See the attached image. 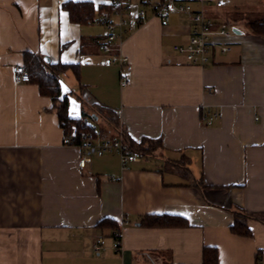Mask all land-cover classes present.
Masks as SVG:
<instances>
[{"label":"crops","instance_id":"0c3cea01","mask_svg":"<svg viewBox=\"0 0 264 264\" xmlns=\"http://www.w3.org/2000/svg\"><path fill=\"white\" fill-rule=\"evenodd\" d=\"M64 1L0 0V264H201L205 246L217 249L219 264H264V34L244 22L264 19V0L191 1L214 30L234 29L210 36L204 65L173 49L189 41L186 13L170 8L162 21L134 0L145 18L127 19L104 52L103 15L71 22ZM25 53L77 65L78 75H60L69 116L86 112L98 131L93 108L108 107L132 140L160 138L156 157L124 168L117 154L91 150L81 166L83 150L63 143L51 99L34 83L13 82ZM212 112L221 117L209 122ZM181 156L188 175L165 163ZM234 209L248 216L251 236L231 232ZM162 213L187 226H141L143 215ZM103 218L119 223L118 249L113 231L97 226Z\"/></svg>","mask_w":264,"mask_h":264},{"label":"trees","instance_id":"16d2710c","mask_svg":"<svg viewBox=\"0 0 264 264\" xmlns=\"http://www.w3.org/2000/svg\"><path fill=\"white\" fill-rule=\"evenodd\" d=\"M61 8L68 14L69 20L78 24H91L96 20V15L102 14L105 22L109 21V15L114 12L111 1L107 3L95 4L89 0H67L62 2ZM230 22V21H228ZM246 26L254 33L264 34V19L244 18ZM23 67L29 73V83L38 86L39 93L48 96L52 101L50 111L55 112L58 117L59 126L63 130L64 137L71 140L70 145L82 147L91 143L97 136L113 139L119 133V126L116 114L113 110L103 105L94 107V116L100 117L103 126L94 133L93 125L86 120V112H82L80 117L73 118L68 114L67 98L61 97L60 93V75L69 70H74L78 75L77 65L72 63L46 62L42 55L25 53ZM124 140L129 149L140 158L156 157V152L161 146L160 138L143 137L139 141L129 138L124 131ZM183 159V160H182ZM184 162V157L178 159H166L165 163L172 168H176L182 175H188L189 169L184 167L180 169V162ZM234 219L230 226L232 233L239 236H251V230L247 224V215L238 209L232 210ZM141 226L144 227H184L187 226L185 218L171 214H146L142 216ZM97 226L103 229H109L113 237L121 233L119 223L113 219L103 218L98 221ZM201 264H219L218 251L215 247L205 246L202 250Z\"/></svg>","mask_w":264,"mask_h":264},{"label":"built area","instance_id":"2783aa9c","mask_svg":"<svg viewBox=\"0 0 264 264\" xmlns=\"http://www.w3.org/2000/svg\"><path fill=\"white\" fill-rule=\"evenodd\" d=\"M112 6L114 7V14L118 16L117 20L106 22V34L105 40L101 42L98 49L104 52H109L113 50L112 44L116 39L121 37L123 32V26L126 24L127 19H132L137 23H140L146 16V9L140 7L134 9V4L131 0H110ZM149 3L152 9L153 15L160 18L162 21L168 20V12L170 8H173L177 12L186 13L190 20L194 22L190 38L186 45H174L173 49L180 55L183 56L188 64L192 65H204L209 61V50H210V36L214 34L221 35L223 37H228L234 29L220 28L214 30L212 28V23L209 18H207L202 10L195 11L192 9L191 1L193 0H142ZM201 2L202 5L209 4L210 0H197ZM221 1H215V7H221ZM228 50V47L222 46L221 51ZM115 60V59H114ZM121 64L127 61V58L121 56L118 58ZM13 82L14 84L27 83L30 80L29 73L25 70L22 65H15L12 67ZM129 84V79L125 76H121L120 85L127 86ZM221 117L220 112H212L207 115V121L211 122ZM94 133H98L97 128L93 127ZM64 144H71V140L68 137L63 139ZM82 156L79 160V164L83 166L87 160V155L90 151H94L97 155H102L104 153H115L120 159L122 167H127L128 163L138 159L128 147L124 140V135L122 130H119L117 136L113 139L99 138L97 137V142L93 145L92 143L85 144L82 147ZM115 239L113 243V248L118 249L120 246V235L115 234ZM100 242V241H99ZM95 251L101 249L100 244L94 246Z\"/></svg>","mask_w":264,"mask_h":264},{"label":"water","instance_id":"95a60500","mask_svg":"<svg viewBox=\"0 0 264 264\" xmlns=\"http://www.w3.org/2000/svg\"><path fill=\"white\" fill-rule=\"evenodd\" d=\"M44 60L46 61V62H49V58L48 57H44Z\"/></svg>","mask_w":264,"mask_h":264},{"label":"rangeland","instance_id":"374dc122","mask_svg":"<svg viewBox=\"0 0 264 264\" xmlns=\"http://www.w3.org/2000/svg\"><path fill=\"white\" fill-rule=\"evenodd\" d=\"M131 2H134V0H131Z\"/></svg>","mask_w":264,"mask_h":264}]
</instances>
